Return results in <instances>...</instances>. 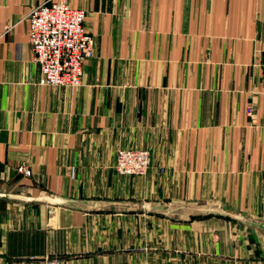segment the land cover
I'll return each mask as SVG.
<instances>
[{"label": "crops", "instance_id": "obj_1", "mask_svg": "<svg viewBox=\"0 0 264 264\" xmlns=\"http://www.w3.org/2000/svg\"><path fill=\"white\" fill-rule=\"evenodd\" d=\"M45 1L0 0V264H264V0H67L78 87L39 83Z\"/></svg>", "mask_w": 264, "mask_h": 264}, {"label": "built area", "instance_id": "obj_2", "mask_svg": "<svg viewBox=\"0 0 264 264\" xmlns=\"http://www.w3.org/2000/svg\"><path fill=\"white\" fill-rule=\"evenodd\" d=\"M29 42L40 69L43 85L78 87L82 85L84 67L95 53V37L85 29L86 11L72 7L67 0H48L35 5L28 15ZM247 115L254 121L255 106L249 104ZM151 151L146 148H119L115 168L120 175H142L151 166ZM17 171L33 175L23 162ZM46 264H60L50 259Z\"/></svg>", "mask_w": 264, "mask_h": 264}]
</instances>
